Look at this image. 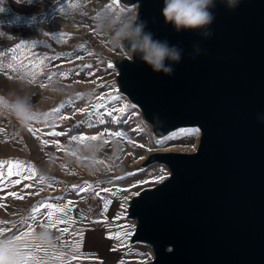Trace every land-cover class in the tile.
Listing matches in <instances>:
<instances>
[{
  "label": "water",
  "instance_id": "1",
  "mask_svg": "<svg viewBox=\"0 0 264 264\" xmlns=\"http://www.w3.org/2000/svg\"><path fill=\"white\" fill-rule=\"evenodd\" d=\"M120 6L135 7L156 38L183 54L170 76L139 58L103 54L111 95L134 106L154 141L181 128L199 134L193 150L150 151L123 171L160 175L120 199L118 221L130 233L121 250L144 258L112 264H264V0L235 9L217 0L211 38L175 32L160 15L162 0Z\"/></svg>",
  "mask_w": 264,
  "mask_h": 264
},
{
  "label": "rangeland",
  "instance_id": "2",
  "mask_svg": "<svg viewBox=\"0 0 264 264\" xmlns=\"http://www.w3.org/2000/svg\"><path fill=\"white\" fill-rule=\"evenodd\" d=\"M110 3L109 0H0V101L27 95L33 105V119L27 127H21L10 112L0 115V161L32 162L45 173L48 171L60 178L73 173L81 175L87 169L89 178L111 181L127 176H123V171L147 152L195 148L197 131L158 145L138 119L134 107L122 117L119 112H113L116 121L104 109L95 108L111 95L106 77L112 70L105 67L102 56L119 53V50H110L108 36L96 29L98 17L109 10L105 8ZM17 44L29 45L30 53L45 60L46 66L41 68L36 80L23 71H15V64L19 63L15 55ZM65 53L71 55L65 56ZM53 56L57 58L50 59ZM89 64L91 68L83 67ZM69 68L77 71L69 73L66 71ZM53 72L64 75L46 76ZM62 104L65 107L61 111H53ZM124 104L121 98L108 101L106 108L118 109ZM97 111L103 114V124L97 122ZM56 131L65 135H51ZM116 132L123 135L116 137ZM100 145L94 162H90L92 149ZM68 146H73L75 151H70ZM78 158H86L87 166H70ZM159 175L156 169L139 171L132 174L126 187L132 190ZM126 256L135 260L144 258L142 253L133 251Z\"/></svg>",
  "mask_w": 264,
  "mask_h": 264
},
{
  "label": "crops",
  "instance_id": "3",
  "mask_svg": "<svg viewBox=\"0 0 264 264\" xmlns=\"http://www.w3.org/2000/svg\"><path fill=\"white\" fill-rule=\"evenodd\" d=\"M68 149L72 152L75 151L73 146H68ZM65 150L67 151L66 148ZM76 150L80 152L79 146L76 147ZM75 161V164L74 160L71 161L73 164H70V166L81 168L87 166L85 164L86 158ZM15 162L13 161V163ZM28 164H31L35 170L32 175H29L27 172ZM86 170L81 175L73 173V175L60 178V176L48 174V171L45 173L44 169H39L32 162L24 164L20 175H16L15 173L9 175L7 164L0 165V173L3 174L0 176V221L10 222L0 225V227H4L7 231L4 236L0 237L18 235L19 231L17 229L21 225L23 218L30 215L32 207L36 206L38 202L67 203L71 201L68 215L76 220V224L72 226L73 229H83V232L78 233V236H83L81 251L85 254L83 257H77L72 264H112V261L116 257L124 260L134 259L126 256L130 250H121L122 237L119 240L112 238L117 229L122 231V225L118 221L121 207L120 199L129 189L126 185L131 182L133 176L127 175L120 180L112 179L111 181H106L101 177L96 178L95 181L88 177L89 174H87ZM41 179L46 180V182L41 183ZM17 180L20 181L19 184L15 182ZM88 184L98 186L94 187L92 191L86 192H79L71 187L73 185L87 187ZM65 188H68L69 191L64 192ZM104 189H108L109 191L105 192ZM88 192L98 194L101 197V202L95 203L93 197L88 198ZM113 192L117 194L114 196L112 195ZM11 193H16V197H13ZM56 197H63V199L62 201H56ZM105 201L108 202L107 205ZM41 212L42 215L36 221H30L33 231L38 228L49 230L46 225L47 209L41 208ZM66 226V224L61 223L51 230L52 236H58L61 243L72 239L68 233L62 232V229ZM26 230V227L20 228V231Z\"/></svg>",
  "mask_w": 264,
  "mask_h": 264
},
{
  "label": "clouds",
  "instance_id": "4",
  "mask_svg": "<svg viewBox=\"0 0 264 264\" xmlns=\"http://www.w3.org/2000/svg\"><path fill=\"white\" fill-rule=\"evenodd\" d=\"M217 0H162L160 15L165 24H170L175 32L197 31L203 38L213 35L210 25L215 20L211 9L215 8ZM227 8L235 9L241 0H220ZM97 31L108 36L110 50H119L128 59L139 58L154 72L172 75V64L182 59L183 49L169 44L166 39H158L147 29V21L141 20L135 7L109 9L98 17ZM197 53L200 52L196 46ZM195 57H193L194 59ZM0 108L4 111L0 115L10 112L11 116L21 127L29 126L33 119L31 113L33 105L27 95L5 97L0 101ZM264 122V118L257 117ZM102 145L92 149L90 162H94L95 151ZM32 238L47 246L52 242V233L46 228H38L32 232ZM19 242L13 237H0V264H15L14 253Z\"/></svg>",
  "mask_w": 264,
  "mask_h": 264
},
{
  "label": "snow or ice",
  "instance_id": "5",
  "mask_svg": "<svg viewBox=\"0 0 264 264\" xmlns=\"http://www.w3.org/2000/svg\"><path fill=\"white\" fill-rule=\"evenodd\" d=\"M121 0H112V3L106 6L107 9H118V8H127L126 6L121 7ZM54 38H57L54 36ZM37 43V42H33ZM43 43V42H39ZM30 46L26 44H17L16 46V57L19 60V63L15 64V71L17 72H25L28 77H30L33 80H36L38 73L40 72L42 67L46 66L44 59H38L36 56H34L32 53L28 51V48ZM91 54V53H90ZM65 56H70L71 53H65L63 54ZM56 56L51 57L50 59H56ZM9 67H13V65H9ZM84 68H91L92 65H85ZM108 67H112L111 63H109ZM67 72H76L77 69L75 68H69L66 70ZM54 75H64L63 73L59 72H53L51 74H46L47 77H51ZM103 86V85H101ZM114 91V90H113ZM121 97L119 95H108L107 100H105L104 103H98L95 105L96 109H104L107 112V115L110 117H113V120L116 121L117 117L113 116V112H119L121 117L126 112V110L131 109L134 107L131 104H124L122 107L112 110H108L106 108V104L108 101H120ZM65 107L64 104L60 105L58 108L54 109L53 111L59 112ZM82 111V110H81ZM95 115L99 118L97 120L98 123L103 124V114L99 111L95 113ZM66 119L69 117L66 116ZM127 122V121H125ZM74 127V126H73ZM140 130V129H137ZM33 131V129L31 130ZM197 129H185L181 128L175 132H173L170 136H166L162 139H157L155 141L156 144H163L166 140H173V139H179L182 136H190L193 133H195ZM51 135L53 136H62L65 135V133L56 131L52 132ZM123 135L122 132H116L114 133V136L121 137ZM74 139H80V137H75ZM131 142V141H129ZM143 147V145H140ZM7 164V171L8 174L11 175L15 173L16 175L21 174V169L24 167V164L26 162L17 160L15 163L13 161L9 160L7 162L0 161V164ZM34 168L31 164H28L27 172L29 175L34 174ZM3 174L0 173V176ZM123 177H115L116 180H120ZM164 177L161 176L158 179H163ZM17 184L20 183L19 180L15 181ZM46 182V180L41 179V183ZM98 185H92L88 184L87 187H78L76 185L71 186L72 189L78 190L79 192H86V191H92L94 187H97ZM69 189L65 188L64 192H68ZM105 192H108V189H104ZM117 193L113 192L112 195H116ZM139 193H132V195H138ZM13 197H16V193H11ZM51 199V198H49ZM63 197H56V201H62ZM122 199L127 200V197H123ZM71 201H68L67 203H53V202H44L40 201L36 206H33L31 209V213L29 216H26L23 218L21 225L17 229L19 231V234L13 235V238L19 242V246L16 249L14 253V260L15 264H72V262L77 257H83L85 254L81 251L82 248V242H83V236L79 235L78 233H82V228H75L73 229L72 226L76 224V220L73 219L71 216L68 215L69 206L71 205ZM107 201H105V204L107 205ZM41 208L47 209L48 216H47V228L52 233V229H55L57 225L63 223L67 226L62 229L63 233H68L72 239L65 241L63 243L59 242L58 236H52V242L51 244L47 245L46 250L45 246L40 244L39 242L35 241L32 238V232L33 227L30 221H36L39 216L42 215ZM10 222L7 221H0V225H4ZM27 228L26 231H20V228ZM7 231L4 227H0V236H4ZM130 235L127 231H121L120 229H117L114 237L115 239H121V237L127 238ZM139 264V262H137Z\"/></svg>",
  "mask_w": 264,
  "mask_h": 264
},
{
  "label": "built area",
  "instance_id": "6",
  "mask_svg": "<svg viewBox=\"0 0 264 264\" xmlns=\"http://www.w3.org/2000/svg\"><path fill=\"white\" fill-rule=\"evenodd\" d=\"M87 197L88 198L93 197V200H94L95 203H100L101 202V197L98 194H95L93 192H88L87 193Z\"/></svg>",
  "mask_w": 264,
  "mask_h": 264
},
{
  "label": "bare ground",
  "instance_id": "7",
  "mask_svg": "<svg viewBox=\"0 0 264 264\" xmlns=\"http://www.w3.org/2000/svg\"><path fill=\"white\" fill-rule=\"evenodd\" d=\"M199 134V132L197 131V135Z\"/></svg>",
  "mask_w": 264,
  "mask_h": 264
}]
</instances>
